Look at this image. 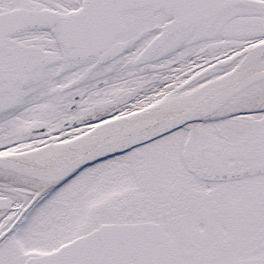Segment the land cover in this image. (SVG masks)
Segmentation results:
<instances>
[{"label": "snow or ice", "instance_id": "snow-or-ice-1", "mask_svg": "<svg viewBox=\"0 0 264 264\" xmlns=\"http://www.w3.org/2000/svg\"><path fill=\"white\" fill-rule=\"evenodd\" d=\"M0 264H264V0H0Z\"/></svg>", "mask_w": 264, "mask_h": 264}]
</instances>
